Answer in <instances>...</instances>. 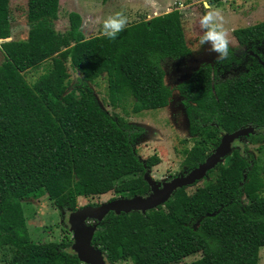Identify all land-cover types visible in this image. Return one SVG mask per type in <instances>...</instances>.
<instances>
[{"label":"trees","instance_id":"16d2710c","mask_svg":"<svg viewBox=\"0 0 264 264\" xmlns=\"http://www.w3.org/2000/svg\"><path fill=\"white\" fill-rule=\"evenodd\" d=\"M59 2L26 0V39L0 45L2 264H81L67 251L68 237L60 243L32 241L24 200L48 196L56 207L75 211L79 197L148 194L143 175L159 158H140L135 146L144 130L101 108L90 85L104 76L113 108L133 99L132 113L163 109L172 90L164 83L161 63L189 55L178 9L128 25L113 40L86 39L75 12L68 14L67 31L55 30ZM11 35L10 0H0V39ZM233 35L253 54L237 58L229 48L228 58L217 64L248 57L246 72L223 80L221 69L207 64L176 88L187 106L194 142L183 152L186 172L204 162L223 134L242 128H254L245 140L263 143L257 151L264 150V65L255 57L264 24ZM45 62L48 69L30 85L25 73ZM68 68L79 75L71 90ZM218 169L223 172L214 181L178 189L145 214L110 212L92 244L108 264H258L264 248V162L236 148L211 171ZM196 254L197 260L184 262Z\"/></svg>","mask_w":264,"mask_h":264},{"label":"rangeland","instance_id":"374dc122","mask_svg":"<svg viewBox=\"0 0 264 264\" xmlns=\"http://www.w3.org/2000/svg\"><path fill=\"white\" fill-rule=\"evenodd\" d=\"M213 9L218 10L222 16L223 28L230 33V49L238 58L240 55L249 52L248 46H240L236 41L233 32L238 29L253 27L264 24V0H222L216 4L213 0H207ZM26 0H10L12 38L16 41H24L27 36L28 23L26 21ZM178 9L182 13V26L184 29L189 55L184 59L163 60L161 66L165 73L164 83L172 90V96L167 107L163 109L132 113V100L128 99L120 107L113 108L109 104L107 97V83L104 76L99 77L91 88L99 102L101 108L110 115L122 117L125 121L134 126L141 127L144 135L136 144V152L142 159L152 156L159 158V163L151 168L150 176L161 185L173 178L184 175V150L193 146V141L189 135V121L186 114V104L182 103V98L177 91L178 84L190 79L195 71L203 65H216L221 69L220 78L232 79L247 71L251 65L248 57L243 58L242 63H231L229 65H219L215 61V53L209 52V45L200 46L199 36L201 29L199 17L205 12L204 0H60L58 19L54 23L55 30L64 33L70 27L68 14L78 13L82 22L80 30L83 36L94 37L102 35L101 21L108 15L121 13L128 20L126 26L139 21H147L152 17L169 13ZM255 56L264 65V39L257 45ZM3 61V53L0 47V63ZM45 62L38 69H31L25 73L26 81L32 85L49 67ZM71 90L79 77L70 68ZM68 90V91H69ZM246 136H240L230 144V150L240 149L250 153L254 158L259 157L264 162V150L258 152L257 148L263 144L248 145ZM244 147H247L246 149ZM212 150L210 153H212ZM209 153V154H210ZM208 154V155H209ZM229 155V154H228ZM226 155V157L228 156ZM222 160V165L226 159ZM218 165V166H219ZM184 172V173H183ZM223 172L222 169L211 171L203 180L197 182L196 186H204L214 181ZM118 198L112 191L103 195L90 197H79L77 199V209L87 205H99ZM23 206L27 218V225L30 238L33 242L60 243L65 237L72 238L68 229L67 219L70 209L58 208L48 196L40 200H24ZM72 240V239H71ZM71 252V248L67 250ZM199 254L184 259L189 263L197 260ZM259 263L264 264V248L259 251ZM2 264V263H0ZM121 264H132L131 262Z\"/></svg>","mask_w":264,"mask_h":264},{"label":"water","instance_id":"95a60500","mask_svg":"<svg viewBox=\"0 0 264 264\" xmlns=\"http://www.w3.org/2000/svg\"><path fill=\"white\" fill-rule=\"evenodd\" d=\"M10 41H12L11 37L0 39V45ZM254 133L255 129L248 127L231 134H223L218 146L205 158L203 163L184 175L163 182L161 185H158L150 176L151 171L146 170L143 180L149 186V192L145 196L118 197L103 204L87 205L71 211L67 219L68 229L72 234L71 251L81 264H108L104 253L92 244V240L98 224L110 212L115 215L129 214L135 211L145 214L150 210L163 206L176 190L192 186L203 180L208 172L215 169L226 155L231 153L230 144L234 140L240 136H248Z\"/></svg>","mask_w":264,"mask_h":264},{"label":"clouds","instance_id":"9594fccd","mask_svg":"<svg viewBox=\"0 0 264 264\" xmlns=\"http://www.w3.org/2000/svg\"><path fill=\"white\" fill-rule=\"evenodd\" d=\"M205 12L199 17L201 34L199 44L209 45V52L215 53V61L221 62L228 58L230 52V33L223 28L222 16L218 10L204 0ZM128 20L121 13L108 15L101 21L102 35L113 40L124 30Z\"/></svg>","mask_w":264,"mask_h":264},{"label":"crops","instance_id":"0c3cea01","mask_svg":"<svg viewBox=\"0 0 264 264\" xmlns=\"http://www.w3.org/2000/svg\"><path fill=\"white\" fill-rule=\"evenodd\" d=\"M83 34V33H82ZM85 37V36H84ZM11 38H12V35H11ZM86 38V37H85ZM89 37H87L86 39H88ZM91 38V37H90ZM12 40H13V38H12Z\"/></svg>","mask_w":264,"mask_h":264},{"label":"flooded vegetation","instance_id":"af4514ba","mask_svg":"<svg viewBox=\"0 0 264 264\" xmlns=\"http://www.w3.org/2000/svg\"><path fill=\"white\" fill-rule=\"evenodd\" d=\"M184 173V172H183ZM185 173H186V171H185ZM147 195V194H146ZM121 197V196H120ZM93 206H95V205H93Z\"/></svg>","mask_w":264,"mask_h":264}]
</instances>
